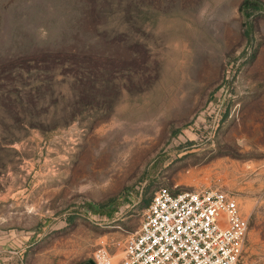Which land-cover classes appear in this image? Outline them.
<instances>
[{"label":"rangeland","instance_id":"obj_1","mask_svg":"<svg viewBox=\"0 0 264 264\" xmlns=\"http://www.w3.org/2000/svg\"><path fill=\"white\" fill-rule=\"evenodd\" d=\"M148 1L141 78L112 73L105 104L74 106L63 60L28 120L5 109L35 81L11 79L42 55L14 48L111 44L89 0H0V264H85L101 248L117 264L159 187L231 192L248 220L237 264H264V10L246 32L243 0Z\"/></svg>","mask_w":264,"mask_h":264},{"label":"trees","instance_id":"obj_2","mask_svg":"<svg viewBox=\"0 0 264 264\" xmlns=\"http://www.w3.org/2000/svg\"><path fill=\"white\" fill-rule=\"evenodd\" d=\"M89 1L90 3L85 4V15H99V19H97L99 24L96 26L99 30L93 32L97 36L95 40L102 44H111V46H105L111 48L102 47L97 50L94 45V47L87 46L85 51L61 50L54 52L41 50L35 52L32 51L31 43L14 48V53L20 56L40 54L42 57L39 60L30 59L28 64H31V66H26L25 63L18 64L19 69L16 68L14 71L18 74H12L13 79L11 80L15 85L22 84L25 80L35 81L34 87L24 92V94L11 93L13 95L10 101L11 104L5 110L13 115L12 118L20 116L22 119L33 120L38 116L36 114L37 107L35 106L38 90L45 83L52 81L57 65L62 64L63 60L72 66L71 73L73 74L72 82H74V87L72 88L73 94H71V99L68 102H72L74 106L80 103L83 104L85 101H96L99 103V101L105 100V104L109 98V96H106L105 88L111 82L109 77L112 73H130L136 70L134 71L136 78H141L142 75L140 76V73L143 69H139L146 64L145 58L148 54L142 36L149 31L148 27L153 25V20L157 16L156 12L151 11V2L148 0ZM260 10H264V4L260 0L242 1L239 13L244 20L246 32H250L255 12ZM110 19H112L111 23ZM22 61L25 60L23 59ZM38 65L43 66L45 69H40ZM137 85L139 84L137 83ZM0 109H2L0 111V118H2L6 113L3 108ZM100 109L105 111V108ZM61 113L67 114L66 110L61 111ZM102 120L98 119L94 122L98 123ZM5 130V128L0 126V134ZM10 141L13 140L10 139ZM2 151L3 148L0 145V153ZM150 199L151 197L146 200V206ZM91 207L96 208L94 205H91ZM99 207L101 206L98 205L97 209Z\"/></svg>","mask_w":264,"mask_h":264},{"label":"built area","instance_id":"obj_3","mask_svg":"<svg viewBox=\"0 0 264 264\" xmlns=\"http://www.w3.org/2000/svg\"><path fill=\"white\" fill-rule=\"evenodd\" d=\"M248 220L234 195L220 188H157L117 264H237ZM94 264H114L103 248Z\"/></svg>","mask_w":264,"mask_h":264},{"label":"water","instance_id":"obj_4","mask_svg":"<svg viewBox=\"0 0 264 264\" xmlns=\"http://www.w3.org/2000/svg\"><path fill=\"white\" fill-rule=\"evenodd\" d=\"M85 264H94V262L92 260H89L87 263Z\"/></svg>","mask_w":264,"mask_h":264}]
</instances>
